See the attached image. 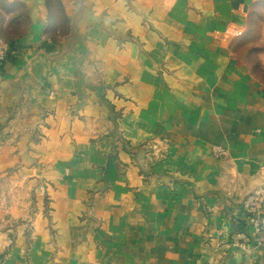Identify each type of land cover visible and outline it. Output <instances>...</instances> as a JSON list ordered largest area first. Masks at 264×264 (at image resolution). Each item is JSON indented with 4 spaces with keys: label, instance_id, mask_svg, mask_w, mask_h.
Wrapping results in <instances>:
<instances>
[{
    "label": "crops",
    "instance_id": "1",
    "mask_svg": "<svg viewBox=\"0 0 264 264\" xmlns=\"http://www.w3.org/2000/svg\"><path fill=\"white\" fill-rule=\"evenodd\" d=\"M248 2L0 0V264H264Z\"/></svg>",
    "mask_w": 264,
    "mask_h": 264
},
{
    "label": "rangeland",
    "instance_id": "2",
    "mask_svg": "<svg viewBox=\"0 0 264 264\" xmlns=\"http://www.w3.org/2000/svg\"><path fill=\"white\" fill-rule=\"evenodd\" d=\"M0 6L3 7L1 3ZM198 14L203 17L207 13ZM195 19L198 23L206 22ZM245 21V27L231 31L232 51L247 65L251 76L264 85V0H249Z\"/></svg>",
    "mask_w": 264,
    "mask_h": 264
},
{
    "label": "built area",
    "instance_id": "3",
    "mask_svg": "<svg viewBox=\"0 0 264 264\" xmlns=\"http://www.w3.org/2000/svg\"><path fill=\"white\" fill-rule=\"evenodd\" d=\"M8 48L7 45L0 43V63L7 60ZM217 155H223L222 150H216ZM243 210L246 213V218L251 223L254 230L253 247L255 249L264 248V185L251 190L244 197L242 204ZM1 263V256H0Z\"/></svg>",
    "mask_w": 264,
    "mask_h": 264
},
{
    "label": "water",
    "instance_id": "4",
    "mask_svg": "<svg viewBox=\"0 0 264 264\" xmlns=\"http://www.w3.org/2000/svg\"><path fill=\"white\" fill-rule=\"evenodd\" d=\"M261 185H264V183L261 184ZM249 192H250V191H247V192L243 195L242 199H241L240 202H239V205H240V207H241L242 212L244 213V219H245V222H246L249 226H251V223H250V222L248 221V219L246 218V213H245V211L243 210V208H242V206H241L244 197H246V196L249 194ZM261 249H262V248H261Z\"/></svg>",
    "mask_w": 264,
    "mask_h": 264
}]
</instances>
